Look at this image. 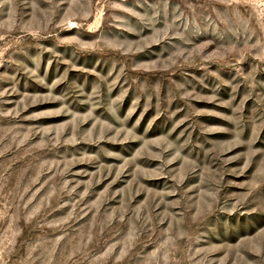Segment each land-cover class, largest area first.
Masks as SVG:
<instances>
[{
    "label": "rangeland",
    "instance_id": "1",
    "mask_svg": "<svg viewBox=\"0 0 264 264\" xmlns=\"http://www.w3.org/2000/svg\"><path fill=\"white\" fill-rule=\"evenodd\" d=\"M0 264H264V0H0Z\"/></svg>",
    "mask_w": 264,
    "mask_h": 264
}]
</instances>
